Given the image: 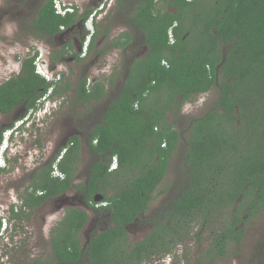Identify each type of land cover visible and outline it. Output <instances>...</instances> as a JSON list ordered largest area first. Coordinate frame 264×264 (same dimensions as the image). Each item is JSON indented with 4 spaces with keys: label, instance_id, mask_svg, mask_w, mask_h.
Listing matches in <instances>:
<instances>
[{
    "label": "trees",
    "instance_id": "obj_1",
    "mask_svg": "<svg viewBox=\"0 0 264 264\" xmlns=\"http://www.w3.org/2000/svg\"><path fill=\"white\" fill-rule=\"evenodd\" d=\"M159 2L172 9L159 7ZM75 8L60 14L54 0H46L29 24L32 34L54 37L61 26L93 16L92 8L81 14ZM127 12L144 34L147 50L128 64L118 90L91 129L86 149L97 157L89 162L86 179L73 182L81 154V141L73 135L35 172L25 188L31 189L30 194L20 196L29 211L21 208L19 219L46 199L72 189L82 195L85 206L66 207L49 230L53 262L35 258L32 264L163 260L174 256L177 244L190 237L194 225L210 229L205 254L214 263L232 244L241 242L243 226L264 210V0H135ZM97 34L91 33L87 54ZM132 40L125 30L107 45L126 48ZM66 54L83 59L69 43L50 54L52 64ZM37 55L38 51L26 54L19 72L0 83V114L18 116L0 129V145L3 132L37 110L48 90L51 98L72 89L74 100L81 103L99 101L106 92L104 81L90 84L87 76L74 85L67 79L59 91L58 80L47 81L36 72ZM214 87L218 95L213 106L200 115L179 118L183 135L176 127L182 105ZM179 144L184 148L178 189L150 231L132 242L128 226L140 222L147 211ZM113 158L117 166L111 169ZM54 165L62 178L51 175ZM97 195H101L98 201ZM86 208L103 215L108 225L83 240L89 221ZM261 241L264 246L263 235ZM263 261L257 253L248 264Z\"/></svg>",
    "mask_w": 264,
    "mask_h": 264
},
{
    "label": "rangeland",
    "instance_id": "obj_2",
    "mask_svg": "<svg viewBox=\"0 0 264 264\" xmlns=\"http://www.w3.org/2000/svg\"><path fill=\"white\" fill-rule=\"evenodd\" d=\"M57 1H59L58 11L61 14L73 10V7H76L78 14H81L85 9L92 8L90 15L93 16L83 21L84 26L89 30V34L83 39L79 50L74 47L76 51H80V56L83 59L77 61L76 54H66L62 57L61 62L52 64L49 54L58 48L57 44L53 43L51 38L32 34L29 24L35 19L39 7L45 0H0V83L19 72L21 59L26 54H33L38 51V54L41 52L40 54L43 55L44 65L51 70V73L53 70L64 72V77L61 76L58 80L59 91L62 92L61 89L67 79L74 85L78 78L82 79L87 76V82L90 84L104 81L106 92L99 101L95 100L88 103L74 100L72 89L51 98L47 96L48 100L43 101L41 108L31 112L27 121L22 124L21 122L14 123V130L11 132L12 134H9L7 142L9 146L7 166L9 168L0 172V181L3 182L5 189L3 196L9 202H14L17 205H21L19 195L25 191L22 188H26L30 184L31 173L55 157L73 134L81 132L85 137L86 132H90V126L94 121L99 120L105 103L111 100L115 95V90H118L121 79L124 77L123 74L127 72L128 64L134 58H141L147 49L143 45L142 34L138 29H134L127 17V11L130 12L135 0ZM158 5L162 8L172 9L163 2H159ZM122 10L126 11L125 14L121 12ZM125 30L129 31L132 39L135 37V43L132 44V40L126 48L108 47L107 44ZM93 31H98L94 38V47L89 54H85L87 50L85 48L86 39L89 41V36ZM102 49L105 50V53L97 52ZM107 80H111L112 85H114L110 87L111 83L108 84ZM217 95L214 87L182 105L180 113L176 117L178 120L176 127L183 135L185 134L179 118L182 115L191 117L204 113L214 105ZM17 118L16 114H0V128ZM70 130L71 133L67 135ZM7 132V130L3 132L2 142L5 135L8 134ZM84 145L85 142L82 140L75 182L85 179L87 166L91 161V155ZM57 146L59 149L56 152ZM182 148H184L183 144H179L177 152L171 159L167 176L158 185L154 192V198L140 222L128 226L130 241H138L150 231L153 220L162 212L173 192L178 189L175 185L178 183V166ZM111 169L113 168L111 167ZM18 178L21 180L16 181ZM5 203L3 202V205ZM71 205L85 207L81 194L75 189L50 199L44 205L35 208L31 216L25 217L23 222L25 227L23 233L20 234L23 236L22 246L17 248L18 243H13L7 252L11 261L14 262L12 264H32L35 258L41 259L43 262H53L49 230L61 218L63 210ZM0 209V212L3 211L1 206ZM87 211L89 221L81 235L83 240L87 234L103 229L108 225L103 215L90 209ZM243 233L242 240L238 245L232 244L223 256L218 257L212 263L209 261V257L207 260L205 254L211 244L212 233L208 227L202 228L200 225H194L190 237L185 242L177 244L174 256H167L163 260L152 257L143 264H248L251 258L257 257V253L262 254L263 257L264 246L261 237L264 236V210L254 220L243 226ZM7 237L5 239L0 237V243L4 242ZM4 257L1 260L0 255V264H5Z\"/></svg>",
    "mask_w": 264,
    "mask_h": 264
},
{
    "label": "flooded vegetation",
    "instance_id": "obj_3",
    "mask_svg": "<svg viewBox=\"0 0 264 264\" xmlns=\"http://www.w3.org/2000/svg\"><path fill=\"white\" fill-rule=\"evenodd\" d=\"M46 1V0H45ZM133 24V23H132ZM135 25L133 24V27H134ZM134 29H135V27H134ZM137 29V28H136ZM141 34H142V41H143V45H144V34L140 31V30H138ZM137 31V32H138ZM94 33V31L92 32V34ZM89 34V30H88V28H86L85 26H84V22H83V19L82 18H79L76 22H74V23H72V24H70L69 26H61V30L54 36V37H50V36H47V35H44L45 37H48V38H51V41H53V43H55V44H57V46H58V48L57 49H60L61 47H63L64 45H67V44H71L72 46H73V49H74V47L77 49V50H79L80 49V45H81V43H82V41H83V39L87 36ZM35 36V35H34ZM173 40V39H172ZM172 40L170 41V42H172ZM133 43H135V37H133V42H132V44ZM144 46H146V45H144ZM147 47V46H146ZM56 49V50H57ZM75 50V49H74ZM147 50V49H146ZM76 51V50H75ZM76 52H78V51H76ZM52 53V52H51ZM50 53V54H51ZM145 53V52H144ZM49 54V55H50ZM85 54H87V50H86V53ZM84 54V55H85ZM49 98V97H48ZM46 100V99H45ZM45 100H43V101H45ZM48 100V99H47ZM43 101H41L42 102V104L40 105V107L39 108H41L42 107V105H43ZM102 110H103V108H102ZM30 114H31V112L30 113H27V115L23 118V120H22V122H21V124L22 123H24L25 121H27L28 120V118L30 117ZM101 116H102V111H101ZM101 116H100V118H101ZM100 118H99V120H97V121H100ZM95 121L92 123V125L90 126V132H86V135H85V137L82 135V133L81 132H76V134H73V135H77L78 137H79V139H80V141H81V148H82V140H84V142H85V148H86V146L88 145V139H89V136L91 135V129H92V127H93V125H95ZM18 128V127H17ZM1 129V128H0ZM71 133V130H70V132L69 133H67V135H69ZM72 135V136H73ZM71 136V137H72ZM69 137V136H68ZM67 137V138H68ZM70 138V137H69ZM69 140V139H68ZM68 140H67V142H68ZM66 142V143H67ZM66 143H65V145H66ZM7 146H8V144H7ZM9 147V146H8ZM81 148H80V151H81ZM58 149H59V146H57V148L55 149V151L57 152L58 151ZM87 150V149H86ZM64 152H65V150H64ZM63 152V153H64ZM89 154L91 155V161H93V156L94 157H97V154H91L90 152H89ZM63 155V154H62ZM62 157V156H61ZM9 150H8V148H7V150L5 151V167H3V169L1 170V172L2 171H4V170H8V166H7V163L9 162ZM50 161V160H49ZM49 161H47L45 164H43L41 167H39V169H37V170H41L44 166H46L47 164H48V162ZM90 161V162H91ZM115 161H116V159H115ZM89 164V163H88ZM111 164H112V161H111V163H110V168H111ZM116 166H117V162H116ZM88 167V166H87ZM2 168V167H1ZM36 170V171H37ZM35 171V172H36ZM35 172H32L31 174H32V177L30 176V181H31V179L33 178V176L35 175ZM54 171H52L51 172V175L52 176H58V177H60V178H62L63 177V175L64 174H62L60 171H59V169H57V172H54ZM87 174H88V168H87V173H86V177H87ZM86 177H85V179H86ZM84 179V180H85ZM17 180H21V178H18V179H16V181ZM73 182H75L74 180H73ZM30 183V182H29ZM22 189H24L25 190V187L24 188H22ZM31 189H29V191L28 192H26V191H24V193H22V194H20L19 195V197L21 196V195H23V196H27V195H29L30 194V191ZM3 191H4V193H3ZM39 194H41V193H39V192H37V195H39ZM3 195H5V189H4V187H3V182L2 181H0V206H1V208H3V211H1L0 212V215H4L6 218H7V220H8V222L11 224V226H10V228L11 229H7L6 230V233L8 234V238L4 241V248L2 247V249H1V251H0V255H1V260L3 259V256H5L4 258H5V260H4V262H5V264H12V263H14L13 261H11V258H10V256H8L7 255V252H9V247L11 246V244H13V243H18V245L16 246L17 248H19V247H21L22 246V241H23V236H21L20 234L21 233H23V229H24V225H23V222H24V219H26L25 217H22L21 219H19L18 217H16V215H17V212H19L20 211V209L21 208H23V210L24 211H26V212H28L29 210H28V208H26V207H23L24 205H23V200L22 199H20L21 201H20V204L21 205H17V204H14V202H9L8 200H7V198L6 197H4ZM81 198H83L82 197V195H81ZM95 198H97V200H99L100 198H101V195H97V196H95ZM50 199H52V198H49V199H46L42 204H40L39 206H41V205H44L47 201H49ZM3 202H6L4 205H3ZM96 206L97 205H99V204H95ZM103 205H105L104 203H103ZM38 206V207H39ZM37 208V207H36ZM1 210V209H0ZM35 210V209H34ZM63 212H64V210H63ZM33 213V212H32ZM32 213L31 214H29L30 216L32 215ZM2 238H4V237H2ZM1 244V243H0ZM7 248V249H6Z\"/></svg>",
    "mask_w": 264,
    "mask_h": 264
},
{
    "label": "built area",
    "instance_id": "obj_4",
    "mask_svg": "<svg viewBox=\"0 0 264 264\" xmlns=\"http://www.w3.org/2000/svg\"><path fill=\"white\" fill-rule=\"evenodd\" d=\"M54 5H55L56 9H58V8H59V1L54 0ZM170 36H171V35H170ZM171 40H172V38H171ZM87 44H88V42L86 41L85 48H87ZM35 68H36V72L39 73L41 76H43L47 81H52V80L57 81V80H59V78H60V72H59V71H55V70H54V71H52V73H51V72H50L51 70L48 69V67L44 65V62H43V60H42V56H41V54H38V55L36 56V58H35ZM50 92H51V91L48 90V92L45 94V96L42 98L41 101L47 99V96L49 95ZM18 122H21V121H18ZM7 131H8V132H7L8 134L5 135V138H4L3 142H2L1 145H0V151H1V150L6 146V144H7V139H8V137H9V134H10L11 130H7ZM64 150H65V149H64ZM64 150H62V152L60 153V155L57 157L56 162L59 161V159L61 158V156H62ZM1 161H2V160L0 159V162H1ZM111 167H112V168H115V167H116V161H115V160L112 161ZM53 171H54V172H57V168H56L55 165L53 166ZM10 226H11V224L8 222L7 218H6L4 215H0V237H1V238L4 237L3 239H5V237L8 236V234L6 233V230H7V229H11ZM4 232H5V233H4ZM7 238H8V237H7ZM2 247L4 248V242H2V243L0 244V251H1Z\"/></svg>",
    "mask_w": 264,
    "mask_h": 264
},
{
    "label": "clouds",
    "instance_id": "obj_5",
    "mask_svg": "<svg viewBox=\"0 0 264 264\" xmlns=\"http://www.w3.org/2000/svg\"><path fill=\"white\" fill-rule=\"evenodd\" d=\"M55 6V5H54ZM55 9H56V7H55ZM56 12H58V13H60L59 11H58V9H56ZM61 14V13H60ZM90 37V36H89ZM86 41L87 42H89L88 41V39H86ZM88 45V44H87ZM41 53V52H40ZM39 53V54H40ZM41 56H42V60H43V55L41 54ZM54 71V70H53ZM56 71V70H55ZM14 130V129H13ZM13 130H11V132H13ZM10 132V134H12ZM8 139H9V137H8ZM8 139H7V142H8ZM7 148H8V146H7V144H6V146L0 151V159L2 160L1 162H0V167H5V151L7 150ZM54 173V172H53Z\"/></svg>",
    "mask_w": 264,
    "mask_h": 264
},
{
    "label": "water",
    "instance_id": "obj_6",
    "mask_svg": "<svg viewBox=\"0 0 264 264\" xmlns=\"http://www.w3.org/2000/svg\"><path fill=\"white\" fill-rule=\"evenodd\" d=\"M95 200H97V198H95ZM98 201V200H97Z\"/></svg>",
    "mask_w": 264,
    "mask_h": 264
},
{
    "label": "crops",
    "instance_id": "obj_7",
    "mask_svg": "<svg viewBox=\"0 0 264 264\" xmlns=\"http://www.w3.org/2000/svg\"><path fill=\"white\" fill-rule=\"evenodd\" d=\"M20 70V69H19Z\"/></svg>",
    "mask_w": 264,
    "mask_h": 264
}]
</instances>
